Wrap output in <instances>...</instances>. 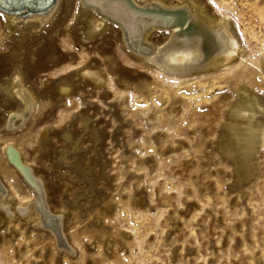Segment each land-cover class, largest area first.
<instances>
[{"label":"rangeland","instance_id":"rangeland-1","mask_svg":"<svg viewBox=\"0 0 264 264\" xmlns=\"http://www.w3.org/2000/svg\"><path fill=\"white\" fill-rule=\"evenodd\" d=\"M194 1L230 21L241 49L231 64L184 78L133 55L112 25L91 33L77 0H60L39 30L0 13V159L5 144L20 148L76 250L68 257L47 233L18 219L7 227L0 214V264H264V150L243 182L218 147L237 88L264 100V0ZM84 65L104 74L101 88L79 77ZM14 68L37 102L8 133ZM62 81L72 83L65 97ZM6 169L14 202L30 200Z\"/></svg>","mask_w":264,"mask_h":264},{"label":"bare ground","instance_id":"bare-ground-1","mask_svg":"<svg viewBox=\"0 0 264 264\" xmlns=\"http://www.w3.org/2000/svg\"><path fill=\"white\" fill-rule=\"evenodd\" d=\"M59 1L55 0L45 14H30L27 10L18 13L0 10V13L11 24L25 18L27 21L23 22L24 26L31 24L30 30H39L46 27ZM77 2L88 13V29L91 33L101 29L104 24L116 27L122 44L133 55L175 78L189 77L231 64L241 49L232 32L230 21L222 16L209 15L194 0L177 3L167 0ZM160 33L164 35V39L154 44L149 37ZM70 53L62 54V59L70 57ZM43 65L46 70L48 65ZM78 74L83 81L97 88L104 85V74L96 66L84 65ZM23 77L20 70L14 68L5 85L15 102L7 110L1 125V129L8 133L25 127L36 112L37 93L32 91ZM71 85L69 81L60 82L57 85L58 95L68 96ZM218 147L243 182L254 178L258 168L256 159L259 152L264 150V100L245 85L237 88L235 99L227 109L226 120L221 125ZM2 155L0 166L5 163L8 168L5 171L10 175L15 174L17 180L33 194L25 203L14 202L0 174V214L6 219V226H11L15 219L23 220L30 228L47 233L56 249L61 248L68 257H72L76 250L67 240L65 217L61 212L52 210L42 177L24 160L15 143L5 144Z\"/></svg>","mask_w":264,"mask_h":264},{"label":"water","instance_id":"water-1","mask_svg":"<svg viewBox=\"0 0 264 264\" xmlns=\"http://www.w3.org/2000/svg\"><path fill=\"white\" fill-rule=\"evenodd\" d=\"M182 25V24H181ZM178 26V25H177Z\"/></svg>","mask_w":264,"mask_h":264}]
</instances>
